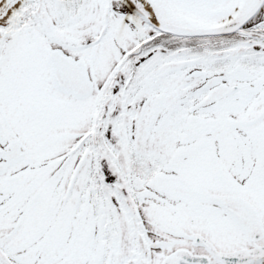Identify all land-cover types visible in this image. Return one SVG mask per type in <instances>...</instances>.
I'll use <instances>...</instances> for the list:
<instances>
[{
  "label": "snow or ice",
  "instance_id": "1",
  "mask_svg": "<svg viewBox=\"0 0 264 264\" xmlns=\"http://www.w3.org/2000/svg\"><path fill=\"white\" fill-rule=\"evenodd\" d=\"M0 264H264V0H0Z\"/></svg>",
  "mask_w": 264,
  "mask_h": 264
}]
</instances>
